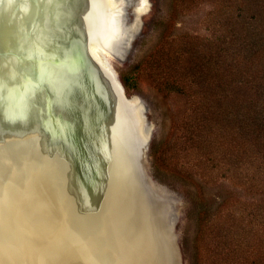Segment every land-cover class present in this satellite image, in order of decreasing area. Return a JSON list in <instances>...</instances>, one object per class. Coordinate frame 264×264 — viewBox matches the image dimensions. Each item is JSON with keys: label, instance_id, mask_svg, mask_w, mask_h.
Returning <instances> with one entry per match:
<instances>
[{"label": "bare ground", "instance_id": "bare-ground-1", "mask_svg": "<svg viewBox=\"0 0 264 264\" xmlns=\"http://www.w3.org/2000/svg\"><path fill=\"white\" fill-rule=\"evenodd\" d=\"M146 9L147 0H142L135 12L139 15ZM44 12V19L35 25V35L52 55L65 56V51L89 39L95 54L104 60L99 46L111 50L122 39L113 15L114 0H47ZM66 34L72 36L68 49ZM25 72L31 85L24 83L28 88L23 106L46 111L51 97L55 113L77 128L84 145L82 155L97 157L102 164L86 171L87 177L97 178L95 189L86 191L88 179L86 183L72 179L78 171L76 161L65 151L58 152L59 145L49 144L51 140L36 137L31 115L18 121L2 112L0 264H47L48 256L64 250L65 257L76 252L83 264H157L164 232L167 235L170 226L164 224L162 205L152 201L151 206L141 198L135 203L130 195V149H120L119 141L126 140L122 131L127 126V139L132 142L128 128L132 121L125 108L122 115L116 113L117 94L111 96L108 84L86 63L54 67L46 79L30 69ZM155 212L163 227L155 221Z\"/></svg>", "mask_w": 264, "mask_h": 264}, {"label": "trees", "instance_id": "trees-1", "mask_svg": "<svg viewBox=\"0 0 264 264\" xmlns=\"http://www.w3.org/2000/svg\"><path fill=\"white\" fill-rule=\"evenodd\" d=\"M174 1L178 8L207 0ZM214 2L219 5L206 18L214 38L192 37L200 41H184L179 48L161 45L145 68L129 66L119 80L128 92L148 74L161 89L190 102L177 135L166 142L153 139L149 156L158 177L163 155L167 158L170 143L176 146L171 156L178 162L177 177L193 188L183 193L184 218H196L201 227L194 264H264V0ZM173 36L166 34L167 44ZM188 150L193 164L183 158ZM213 179L231 186L211 195L205 185ZM184 241L186 254L190 246Z\"/></svg>", "mask_w": 264, "mask_h": 264}, {"label": "rangeland", "instance_id": "rangeland-1", "mask_svg": "<svg viewBox=\"0 0 264 264\" xmlns=\"http://www.w3.org/2000/svg\"><path fill=\"white\" fill-rule=\"evenodd\" d=\"M214 1L215 0H207L205 3L202 2L198 6H190L187 4L184 7L181 6L176 8L174 0H147V9L142 14L138 15L135 11L142 0H114L113 15H115L116 25H118L120 32L123 33L122 39L118 42L116 47L111 50L99 46L100 49L104 51L103 55L106 57L105 59L114 73H109V77L119 79L120 73L129 66L139 64L142 68H145L149 60H153L151 55H154L156 51L160 52L164 44H166V47H174V44L177 43L176 48H179L184 41L191 44L192 41H200L199 39L204 36H210V39L214 38L211 26L206 22L207 16L213 12V9H217L219 5V3ZM135 26H138L136 30L134 29ZM170 32H172L174 36L173 40L167 44L165 36ZM192 37L199 39L195 40ZM51 40H53L52 37ZM70 41H72V36L66 34L65 42H68V44L65 45V49L67 46H70ZM155 66L154 64L151 68ZM160 89V86L157 85L156 81L153 80L151 76H148V74L140 76L139 80L134 83L133 89L128 92L125 91L128 98L137 97L138 100L135 102V106L125 107L124 111L125 114L129 116V122L131 123L132 121V143L135 154L138 157L140 170L147 180L146 183L149 184V189L152 190L151 194L154 201L162 205V214L166 221L164 224H168L169 226L173 224L174 226L173 234L176 235L180 262L181 264H194V262H197V254L199 252L196 246V239L201 227L198 225L196 218L195 220L194 218H190L189 220L184 218L187 203L183 196L185 190L186 193L188 191L192 194L193 188L190 185L188 186L182 183L177 177L176 171L180 169L175 165L178 162L174 161L173 155L171 156V152L174 153L177 150L174 143H170L171 146L169 152H167V158L164 157V155L162 157L165 166L162 164L163 166L160 168V171L156 172L158 177L154 173L152 159L149 156L150 147L148 148V145H151V141L155 138L166 142L165 139L169 135H177L176 126L182 119H185V115L188 112L187 106L190 102L188 104V99L179 93ZM185 90L189 91L187 88ZM23 96L22 94H16L11 99V102L10 100L6 101L3 110L4 117L9 116L11 113L13 116L12 118L16 117L18 121H21L23 117L28 118L29 115H31V119L33 118L31 120L33 126L31 125V127L35 130L36 137H40L41 141H43V139L45 141H50V139L46 138L45 133L48 129V123H44L41 120L42 108L36 106L33 108L30 106V108L26 103L23 106V100L25 99ZM27 108H29V113L27 112ZM20 111H23V113H19ZM12 113H16L15 116ZM44 114H46V112ZM34 115L36 119L33 117ZM45 117H47V114ZM62 118L65 124H70V120L67 117L65 118L64 116ZM57 125L56 123L55 126ZM52 130L53 127L51 126L50 131L52 132ZM146 133H149L150 143L149 141L144 142ZM185 140L184 138L181 144ZM48 143L50 144V142ZM48 143L43 142L44 145ZM183 158L185 161L188 160L187 163L191 164L196 161L195 156L190 150L183 152ZM161 172H163L162 175ZM206 184L207 185L204 183L205 189L207 193L211 195L217 193L221 187L228 188L231 186L227 181L221 180L216 182L214 179ZM235 190L242 194L239 189ZM213 215L210 217L211 222L208 223L212 224V226L215 222ZM212 219L214 221H212ZM24 230L25 235L29 237L30 233L28 229L25 228ZM206 234L209 235L208 232ZM184 237V243L190 246V248L186 250V254L183 253L181 246ZM197 242L199 243L200 239Z\"/></svg>", "mask_w": 264, "mask_h": 264}, {"label": "water", "instance_id": "water-1", "mask_svg": "<svg viewBox=\"0 0 264 264\" xmlns=\"http://www.w3.org/2000/svg\"><path fill=\"white\" fill-rule=\"evenodd\" d=\"M46 2L47 0H34V2L33 0H0V65H3V67L0 68V98L4 100V104L7 100H10L11 102V99L16 94L24 95L30 84H28V77L25 72L27 69H30L37 75L43 74L46 79L47 75L50 74L48 72L54 67L56 68L62 65L73 67L81 62L86 63L103 79L104 82L108 84V90L111 96L117 94L116 96L118 97V100L115 101L116 103L114 102V107L118 116L120 114L122 115L121 112L123 111V108L129 106L132 107L133 105L135 106V100H138V98H128L120 80L109 77V73L114 74L109 63H107L105 57L104 60H101L98 54H95L93 51V45L89 39H84L85 41H82L79 46L76 45L73 50L65 51V56L62 54L52 55L48 53L44 46L38 43L35 35V28L37 30L35 25L39 19L40 22L44 19ZM19 79H21V81ZM6 81L9 82V84ZM21 83V86L23 87L20 86ZM24 83H27V88H25ZM49 96L50 95H48V97ZM48 100L46 111L44 109L41 110L42 122L48 123V129L45 132L46 138L51 140L50 143H54V147L59 145L58 152L65 151L67 157H70L72 161H76L78 171L73 175L72 179H82L81 182L84 181L85 183L88 179V184L85 189L86 191H92L95 189L94 186L97 183V178H95V176L87 177L86 171L90 169V167L94 168L102 163L97 157L90 159L87 155H82V148L84 145L79 138V134L76 130L77 128L74 125L65 124L62 115L59 114L61 115L59 116L55 113L53 106L54 101L52 98L49 97ZM2 112L3 111L0 110V114H2ZM45 112L47 117H45ZM120 121H122L121 118ZM56 123L58 124L57 126H55ZM51 126L53 127L52 132L50 131ZM128 128L133 134L132 126L129 125ZM122 132L126 140L123 138L122 141H119L121 142L119 143L120 149L123 151L127 150H125V147L130 149V172H132L129 175L127 186L130 195L135 203L141 198L144 199L145 204L149 203L153 206L152 201L154 202V198L151 194L152 190L149 189V184L146 183L147 180L140 170L138 157L135 154L132 143L133 141L130 143L128 140L129 132L127 126L126 130ZM145 141H149L150 143L149 133H146L144 142ZM71 150L73 152L72 155L70 154ZM52 154H55V151H52ZM79 170H81V173H79ZM95 208L98 210V207ZM154 210L156 211L155 208ZM94 213L97 216L98 211L97 213L94 211ZM155 214V221H157L158 226L163 227L156 212ZM173 231L174 226L171 224L167 235L164 232L165 241L163 242L162 240L164 243L163 250L160 251V257L157 260V264H181L180 254L176 243V235L173 234ZM46 262L47 264H83L84 261L83 259L78 258L76 252H74L72 256L67 255L65 257L64 250L58 255L48 256Z\"/></svg>", "mask_w": 264, "mask_h": 264}, {"label": "snow or ice", "instance_id": "snow-or-ice-1", "mask_svg": "<svg viewBox=\"0 0 264 264\" xmlns=\"http://www.w3.org/2000/svg\"><path fill=\"white\" fill-rule=\"evenodd\" d=\"M33 2H34V0H33ZM3 67V65H0V68H2Z\"/></svg>", "mask_w": 264, "mask_h": 264}]
</instances>
